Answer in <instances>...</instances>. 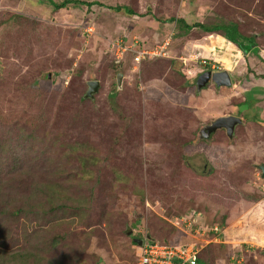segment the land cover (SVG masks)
Segmentation results:
<instances>
[{
	"label": "rangeland",
	"instance_id": "374dc122",
	"mask_svg": "<svg viewBox=\"0 0 264 264\" xmlns=\"http://www.w3.org/2000/svg\"><path fill=\"white\" fill-rule=\"evenodd\" d=\"M81 1L53 9L38 0H0V147L11 144L0 152V207L9 200L23 210L11 222L0 210V234L11 225L17 240L6 237L8 250L28 238L39 264H135L133 238L149 236L203 244L206 264H264V62L255 47L246 57L197 28L171 35L158 58L136 62L133 51L116 46L129 38L151 50L179 31L166 21L171 17L222 19L254 36L264 57V0ZM115 5L133 15L110 9ZM12 14L22 18L3 24ZM208 47L218 61L206 59ZM208 65L237 66L234 72L246 75L231 87L197 90ZM88 80L99 82L92 98L83 97ZM225 114L244 122L231 137L223 128L198 137L202 125ZM18 153L21 164L13 162ZM48 182L75 202L68 199L59 222L37 226L30 210L45 196L31 191ZM179 216L191 223L173 225ZM202 222L218 224L223 239L189 231Z\"/></svg>",
	"mask_w": 264,
	"mask_h": 264
},
{
	"label": "trees",
	"instance_id": "16d2710c",
	"mask_svg": "<svg viewBox=\"0 0 264 264\" xmlns=\"http://www.w3.org/2000/svg\"><path fill=\"white\" fill-rule=\"evenodd\" d=\"M38 1H41V2L48 4L53 9H57L60 7L79 6V5L84 3L81 0H61V1L38 0ZM110 9H112L115 12L123 13L126 15H133L132 10H130L125 5L111 6ZM18 18H22V16H20L18 14H12L4 20L5 22H3V24L8 22V21H11V20H16ZM166 21H169V22L175 21L177 28L179 29V31L176 34H170L172 36L177 35L178 37H184L189 33V31L191 29H194V28H197V29L201 30L202 32H206L208 34L216 33V34L220 35L222 39L225 38L227 41H229V42H227L225 39H223L225 41L224 43L234 44L236 46L237 50H239L243 54V56H245L248 52L250 53V50L255 47L254 48L255 54L258 56V59L260 60V62H264V57H262L258 53V51L257 52L255 51L256 46H255V41H253L254 36L243 35L239 31L237 24L233 21H225L222 19H217V20L212 21V22L211 21L206 22V23L195 22L193 24H189L183 18H174V17L168 18ZM11 22H13V21H11ZM125 42L126 43H132L133 41L128 38L127 41H125ZM224 43H222V45ZM250 46H252L251 49H250ZM133 47L135 49L140 50V49L145 48V45L135 42ZM208 48H209L208 49L209 52L210 51L213 52L212 47H208ZM158 57H155V58H158ZM112 60H113L112 66H114V67L119 66L118 64H120V62H122L121 59L117 60V59L113 58ZM206 69H210V66L209 65L206 66ZM246 69L248 71L249 67L247 66ZM245 75L246 74L243 72L238 74L239 77L245 76ZM262 77H264V74L262 75ZM113 95H114V93H110L109 97L112 98ZM203 140H206V139H203ZM0 146H2L1 143H0ZM5 147H8V151H10L11 144H9L7 146L5 145ZM5 147H4V149H2L0 147V152L4 151ZM22 160H23L22 154H19V155L15 156L13 162L21 164ZM19 167H21V166H19ZM60 187H61L60 185L53 184V182H48L47 184H39V185L33 186L31 194L37 195L36 198H40L42 195L45 196V198H43L41 200L42 202L37 201L34 204L32 203L34 207L30 210V213L33 214L34 219L32 220V218H28L29 220L35 221L37 226H41V224L43 226L48 221L53 222V223L59 222L58 219L61 218V215H63L64 213H65V215H68V208H71L67 204L68 199L69 200L71 199L72 202H75V200L70 198L66 194V189H64V190L59 189ZM78 207L80 210L83 209L81 202L77 205V208ZM1 209L3 211V216L7 215L4 217V219H6V221H9V222H11V220L8 219L9 217H19V215L17 213L23 211L21 208L12 209L10 206L9 200H7L6 202H4L1 205L0 210ZM60 213H61V215H60ZM22 214L23 213H21L20 215H22ZM0 219H3V217H1ZM206 225L209 227L216 225L218 227L217 234H214V232H210L208 234V237L210 236L209 238H212L214 235H217L221 239H223V235H224L223 229L218 224H216V223L207 224L206 223ZM10 227H11V225H10ZM10 227L8 228V224H6L3 227V231H6V237L8 239L16 240V237L14 236L15 234L12 232ZM34 233L35 232H32V235ZM6 237H4L3 235L0 234V264H39L40 263L39 255H37V248L31 249V246L28 245V243H29L28 238L25 239L26 237H24L25 241H24L23 245L21 244L20 246L15 248L16 250H10V248H9V250H10L9 251L8 248L6 247L7 245L5 243ZM59 237H60V234L53 236V238L49 241L48 246L52 247L53 243L55 245V243L60 240ZM149 238L152 240H155L154 238H151V237H149ZM206 247H204V249ZM201 252H202V250H200V252H198L197 264H199V263L200 264H206L207 261L204 258H202ZM213 258H215V256H213Z\"/></svg>",
	"mask_w": 264,
	"mask_h": 264
},
{
	"label": "built area",
	"instance_id": "2783aa9c",
	"mask_svg": "<svg viewBox=\"0 0 264 264\" xmlns=\"http://www.w3.org/2000/svg\"><path fill=\"white\" fill-rule=\"evenodd\" d=\"M169 43L170 41L167 38L158 46L150 48L151 50L146 48L140 50L134 49L133 43H126L123 41H118L116 46L117 50L121 53L127 50L133 51L134 61L139 62L145 58V55L149 57L162 56ZM171 222L173 225H183L185 227L191 223V220L185 218V216H179L175 217ZM196 225L198 224H192L189 231L191 232ZM194 230L196 233L200 232L201 234H204V232L206 234H209L210 232L217 234L218 232V228L216 226L195 228ZM216 239H220V237L214 235L209 239V241H215ZM137 248L139 253L136 255L135 264H197V256L199 252V247L192 242L183 245H170L157 240L148 239L146 237L143 238L140 245H137Z\"/></svg>",
	"mask_w": 264,
	"mask_h": 264
},
{
	"label": "water",
	"instance_id": "95a60500",
	"mask_svg": "<svg viewBox=\"0 0 264 264\" xmlns=\"http://www.w3.org/2000/svg\"><path fill=\"white\" fill-rule=\"evenodd\" d=\"M121 80H122V74L117 73L116 74L117 88L120 87ZM210 81L213 82L217 87L219 86L230 87L232 83L229 73L226 70H218L214 72L210 70H204L195 79L196 89L200 90L201 88L206 86ZM86 84H87V90L83 97L92 98L93 94L97 91L99 87V82L97 80H88ZM241 124H243V121L238 116L232 114L218 116L211 122L201 126L198 132V137L202 139H207L208 137H210L212 133H214L219 128L225 129L227 135L231 137L234 134L235 127ZM259 169L261 171L260 176L263 178L264 165H259ZM133 242L140 245L142 243V239L133 238Z\"/></svg>",
	"mask_w": 264,
	"mask_h": 264
},
{
	"label": "crops",
	"instance_id": "0c3cea01",
	"mask_svg": "<svg viewBox=\"0 0 264 264\" xmlns=\"http://www.w3.org/2000/svg\"><path fill=\"white\" fill-rule=\"evenodd\" d=\"M216 34V33H215ZM169 39V41H170V39H171V35L170 34H168L163 40H165V39ZM225 39V38H224ZM226 40V39H225ZM227 41V40H226ZM204 42V41H203ZM206 42V41H205ZM227 42H229V41H227ZM209 46V45H208ZM147 48V47H146ZM234 49L235 50H237V48H236V46H234ZM207 53V57H206V59L208 60V61H211V62H213L214 60L212 59V54H213V52H209L208 50L206 51ZM238 52L241 54V52L238 50ZM250 54V53H249ZM246 57H247V55H246ZM151 58H153V57H151ZM206 59H205V61H206ZM215 61H218V60H215ZM210 62V63H211ZM233 69H235V70H233ZM236 69H237V66H235V67H232V68H228V67H226L225 65H224V67L222 68V69H214L213 68V65H212V67H210V69H206V68H204L203 69V71L204 70H210V71H212V72H214V71H218V70H226L228 73H229V76H230V79H231V86L234 84V81H236V78L238 77V74H239V72H234V71H236ZM238 81H236V83H237ZM211 83V85H213V87L215 86V84L213 83V82H209L208 84H207V86L209 85ZM230 86V87H231ZM205 87V86H204ZM203 87V88H204ZM215 87H217V86H215ZM219 87H226V86H219ZM201 90V89H200ZM225 115H227V114H225ZM233 115V114H232ZM220 116H222V115H220ZM235 116H237V115H235ZM241 120H242V118H241ZM243 121V120H242ZM244 123V122H243ZM203 223V222H202ZM206 225V223L204 222L203 224H198V225H196L193 229H195V228H202V227H209V226H205ZM216 226V225H215ZM217 227V226H216ZM218 228V227H217ZM191 232H193V230H191ZM194 236H197V235H194ZM201 237V236H200ZM199 238V237H198ZM200 240H202V239H198V241H200ZM192 243H194L196 246H198L199 247V252H200V250L202 249V248H204V245L203 244H200V243H198V242H196V241H191ZM135 243V242H134ZM136 244V243H135ZM136 245H138V244H136Z\"/></svg>",
	"mask_w": 264,
	"mask_h": 264
},
{
	"label": "clouds",
	"instance_id": "9594fccd",
	"mask_svg": "<svg viewBox=\"0 0 264 264\" xmlns=\"http://www.w3.org/2000/svg\"><path fill=\"white\" fill-rule=\"evenodd\" d=\"M146 238L150 239L148 236ZM141 239L143 240V238H141Z\"/></svg>",
	"mask_w": 264,
	"mask_h": 264
},
{
	"label": "flooded vegetation",
	"instance_id": "af4514ba",
	"mask_svg": "<svg viewBox=\"0 0 264 264\" xmlns=\"http://www.w3.org/2000/svg\"><path fill=\"white\" fill-rule=\"evenodd\" d=\"M239 117V116H238Z\"/></svg>",
	"mask_w": 264,
	"mask_h": 264
}]
</instances>
